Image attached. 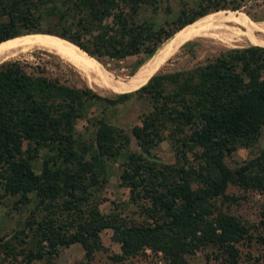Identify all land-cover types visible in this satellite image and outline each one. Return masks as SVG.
Listing matches in <instances>:
<instances>
[{
	"label": "trees",
	"instance_id": "1",
	"mask_svg": "<svg viewBox=\"0 0 264 264\" xmlns=\"http://www.w3.org/2000/svg\"><path fill=\"white\" fill-rule=\"evenodd\" d=\"M244 1L199 0L156 25L140 17L154 0H0V46L45 41L89 65L146 57L196 19L238 10ZM202 20L192 30L212 26ZM149 76L104 96L18 60L0 63V197L28 206L21 228L0 237V264L50 260L74 243L89 262L107 250L106 229L119 244L114 261L149 249L187 264L188 255L204 249L206 264H264L242 248L264 247V234L223 207L237 200L227 193L231 185L264 194V146L233 166L226 161L264 130V46L229 48L202 64ZM132 98L145 103L139 123L111 122L106 112ZM93 106L100 112L88 115L92 133L82 138L78 119ZM166 135L175 143L173 164L152 153ZM112 161L141 218L105 213L94 198Z\"/></svg>",
	"mask_w": 264,
	"mask_h": 264
},
{
	"label": "rangeland",
	"instance_id": "2",
	"mask_svg": "<svg viewBox=\"0 0 264 264\" xmlns=\"http://www.w3.org/2000/svg\"><path fill=\"white\" fill-rule=\"evenodd\" d=\"M198 1L154 0V6L149 5L142 8L140 17L153 21L156 25L164 24L167 21L174 20L183 6L194 7L197 6ZM205 17H207V22H211L212 26L203 30H192ZM190 30L228 31L264 38V0H245L242 3V7L238 10L224 9L208 13L177 31L171 40L164 42L151 56L138 55L121 60L106 59L103 62L94 59L93 65H89L85 62H81L82 64L69 62L44 48L28 47L19 50L15 55L2 62L18 60L24 63L29 71H32L33 67L43 68L46 75L57 78L61 82L77 87L88 86L101 95L112 96L115 93H121L122 90L126 92L135 81L143 76L189 68L202 64L229 48L251 45L245 38L241 42L233 44H226L206 35L185 39L184 37ZM177 37L181 38V40L176 43V40H173L177 39ZM85 68L95 73L104 87L89 84L81 72ZM144 68L146 69L142 71ZM143 109H145V103L142 100L132 98L129 102L110 109L106 113L111 122L129 127L139 123L138 116ZM99 112L100 108L93 106L90 107L86 116L78 119L77 134L79 136L82 138L90 137L92 127L87 117ZM132 146L136 149L134 141ZM262 146H264V130L252 147H239L231 156L227 157L226 161L233 166L234 162L242 161L254 155ZM45 152L46 149L41 150L42 154ZM152 153L162 163L173 164L176 162L175 143L167 135L164 140L153 148ZM186 157L189 162H194L192 151H189ZM39 164H37L38 171ZM107 171V182L100 192L94 194V198L99 200L100 209L105 213H120L129 220L141 218L139 208L130 200L129 189L120 185L119 163L117 161L108 162ZM227 193L235 196L237 200L228 203L229 207L226 206L228 205L226 202L223 205L224 209H228L242 221L251 225L256 234H264V194L253 190H243L235 185H231L227 189ZM14 201L15 198L12 197H0V237L21 228L28 214V206H16ZM219 201L220 197L216 202L220 203ZM101 241L107 250L94 252L93 259L89 262L85 259L84 249L81 244L74 243L64 248L57 257L50 260L35 261L34 264H171L161 253H154L149 249L145 253L125 258L122 261H114L109 257L115 253H120V248L119 244L112 240V230L106 229L102 231ZM242 248L244 252L250 250L254 257L264 258V247L260 243H254L250 248L246 246ZM187 264H206L205 250H198L194 254L188 255ZM243 264L246 263L243 262Z\"/></svg>",
	"mask_w": 264,
	"mask_h": 264
},
{
	"label": "bare ground",
	"instance_id": "3",
	"mask_svg": "<svg viewBox=\"0 0 264 264\" xmlns=\"http://www.w3.org/2000/svg\"><path fill=\"white\" fill-rule=\"evenodd\" d=\"M201 35L202 36L203 35L204 36L205 35L206 36H210V37L215 38V39H217V40H219V41H221L223 43H226V44L239 43V42H241L243 40V38H245L251 44L264 45V38H261V37H258V36H254V35H248V34H244V33L239 34V33H233V32H228V31H223V32H215L213 30L190 31V32H188L186 34V36L184 38L185 39H191V38H194V37H197V36H201ZM175 40H176V43H177V41L181 40V38L177 37V39H174L173 41H175ZM28 47L29 48H33V47L44 48V49H47V50H49L51 52H54L55 54H57L62 59H65V60H67L69 62H75V63L82 64L81 62L76 60L71 55L72 53L71 54L68 53L67 51H65L60 46L52 44V43H49V42L40 41V40H25V41H21V42H15V43H12V44L0 46V62H2L3 60H6L9 57H12L19 50L24 49V48H28ZM149 67H148V69H149ZM145 69L146 68L142 69V71H144ZM81 72H82V74L84 75V77L86 78V80H87V82L89 84L91 83V84H96L97 86L99 85V87H101V86L104 87V85L101 83V81L99 80L97 75L95 73L91 72L89 69H86V68L82 69ZM122 92H123V90H122Z\"/></svg>",
	"mask_w": 264,
	"mask_h": 264
}]
</instances>
